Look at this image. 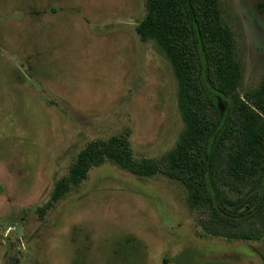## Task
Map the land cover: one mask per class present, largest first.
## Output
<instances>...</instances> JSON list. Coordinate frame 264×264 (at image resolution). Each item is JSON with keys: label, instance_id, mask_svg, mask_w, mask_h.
<instances>
[{"label": "rangeland", "instance_id": "rangeland-1", "mask_svg": "<svg viewBox=\"0 0 264 264\" xmlns=\"http://www.w3.org/2000/svg\"><path fill=\"white\" fill-rule=\"evenodd\" d=\"M218 5L242 93L264 74V0ZM143 14V0H0V264H264V235L205 234L178 180L110 160L38 215L89 141L124 135L134 159L173 145L175 80L134 31Z\"/></svg>", "mask_w": 264, "mask_h": 264}, {"label": "trees", "instance_id": "trees-1", "mask_svg": "<svg viewBox=\"0 0 264 264\" xmlns=\"http://www.w3.org/2000/svg\"><path fill=\"white\" fill-rule=\"evenodd\" d=\"M139 39L164 55L175 80L181 129L160 160L134 159L124 135L92 140L56 179L43 215L91 166L110 160L136 176L178 180L203 233L225 239L264 235V74L242 93L241 61L218 0H143ZM252 195L240 211L231 210ZM130 237L124 238V241Z\"/></svg>", "mask_w": 264, "mask_h": 264}]
</instances>
